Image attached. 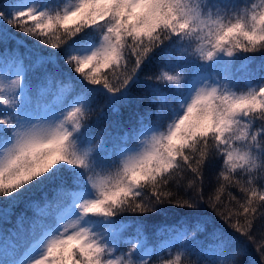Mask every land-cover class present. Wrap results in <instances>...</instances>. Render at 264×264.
Returning a JSON list of instances; mask_svg holds the SVG:
<instances>
[{"label": "snow or ice", "instance_id": "1", "mask_svg": "<svg viewBox=\"0 0 264 264\" xmlns=\"http://www.w3.org/2000/svg\"><path fill=\"white\" fill-rule=\"evenodd\" d=\"M0 24V219L36 208L0 264H151L157 248L161 264H255L249 244L264 264V62L248 55L264 56V0H0ZM8 26L63 55L25 63ZM154 62L168 91L134 95ZM163 205L185 219L150 247L140 217Z\"/></svg>", "mask_w": 264, "mask_h": 264}, {"label": "trees", "instance_id": "2", "mask_svg": "<svg viewBox=\"0 0 264 264\" xmlns=\"http://www.w3.org/2000/svg\"><path fill=\"white\" fill-rule=\"evenodd\" d=\"M3 25L0 24V28H2ZM9 31L11 33L10 35V42L12 45L18 46L19 50L24 53L26 57H30V59H26L25 63H30L35 60L36 54H38L41 50H43L45 53H53L57 55H63L62 50L58 49H51L44 45H36L35 41L31 37L25 36L22 32H17L15 28H12L11 26H8ZM249 56H253V60L249 61V66L253 69L257 68L262 62H264V56H262L259 53L256 54H248ZM240 61L236 62V66H238ZM66 67V66H65ZM142 71L140 72L139 81L137 82L136 88L133 90L134 95H140L141 93L149 94L148 93V86L154 85L161 89L162 91L167 92L168 87L167 85L163 83L157 82L154 78L161 73V71L168 70L167 68L163 67L161 62H154L151 65L148 66H142ZM85 71H88V69H85ZM73 76H79V74L72 73ZM149 77H152L153 79H149ZM35 79V77H34ZM105 113L110 112V109L105 108ZM124 122H127V113H124L123 117ZM109 117L106 115H101L99 117L94 116L93 117V124L92 127L95 132H99L101 128H104L106 125H108ZM122 130H116L113 127H108V132H110L113 136L116 135H123ZM219 163L214 162L213 164H210L208 167L205 168L203 173V191L205 194V199H207V196L214 190L215 187H217V173H218ZM233 195L239 197L241 195L238 188H230L229 189ZM47 195L49 199L52 198L53 193L48 190L46 192H37L34 194V199L43 206V201L41 200V197ZM227 192L222 194V199L227 201ZM2 200V198H0ZM5 207V205L0 202V208ZM9 214L7 219H0V239H2L4 236H11L17 228L18 220L21 218L24 219V227L27 229L29 228V222L36 218V208L33 206H30L26 203H17L16 205H9ZM164 209H167L166 211H163L159 214L150 213L147 214V216L140 217V219L143 220L145 224V231L148 238L149 246L156 247L158 243H161L164 239V236L166 234H157V229L160 227L161 224H182L184 222V217L181 215L180 211L176 209L175 205H163L161 206ZM206 213L209 216H214L215 213L212 212V209L210 207H207L205 205ZM124 220H133L136 219V216L134 214H125L124 217H122ZM218 219V218H217ZM222 224L223 222L220 221ZM225 228H227V225H224ZM259 227V225H258ZM133 229H129L126 233H124V236L127 237L129 235H132ZM259 235V233H257ZM167 238V237H166ZM201 241H203V237H199ZM129 245L121 244L120 249L124 248L123 251H126ZM249 253H250V259L255 261V264H262L260 254L257 250V248L251 244L248 245ZM161 257L168 258V253H165V251H160L159 248H157V252L151 257V264H161ZM194 259V258H193Z\"/></svg>", "mask_w": 264, "mask_h": 264}, {"label": "rangeland", "instance_id": "3", "mask_svg": "<svg viewBox=\"0 0 264 264\" xmlns=\"http://www.w3.org/2000/svg\"><path fill=\"white\" fill-rule=\"evenodd\" d=\"M257 2H258V0H257ZM166 237H167V235H166ZM165 240H167V239H166V238H164V240H162V241H165ZM159 244H160V243H158V245H159ZM150 247H151V246H150ZM120 250H121V251H123V250H124V248H123V249L121 248ZM175 250H176V249L174 248V249H173V253L175 252ZM165 253H167V252L165 251Z\"/></svg>", "mask_w": 264, "mask_h": 264}]
</instances>
